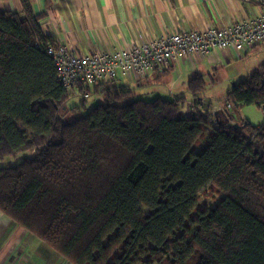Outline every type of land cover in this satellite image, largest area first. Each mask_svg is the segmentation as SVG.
<instances>
[{
    "label": "trees",
    "instance_id": "trees-1",
    "mask_svg": "<svg viewBox=\"0 0 264 264\" xmlns=\"http://www.w3.org/2000/svg\"><path fill=\"white\" fill-rule=\"evenodd\" d=\"M21 5L0 12V160L33 156L0 168V213L69 264H264V123L218 112L192 153L206 114L182 116L184 98L120 106L133 92L115 80L65 91L47 54L60 45ZM204 88L197 75L188 91ZM89 94L103 104L64 122ZM224 100L264 110V64Z\"/></svg>",
    "mask_w": 264,
    "mask_h": 264
},
{
    "label": "crops",
    "instance_id": "crops-1",
    "mask_svg": "<svg viewBox=\"0 0 264 264\" xmlns=\"http://www.w3.org/2000/svg\"><path fill=\"white\" fill-rule=\"evenodd\" d=\"M30 3L34 15L42 17V31L68 52L81 55L129 48L164 34L220 29L264 13V0H30ZM0 12L22 13L21 0H0ZM248 58L257 61L251 64ZM244 60L249 64L241 71L238 65L243 67ZM262 64L264 42L242 53L213 50L203 58H177L168 67L154 68L143 79L118 72L113 80L133 93L138 91L141 95L165 100L184 98L188 104L184 117L206 114L211 129L216 122L211 117L226 110L235 119L261 125L264 123L262 107L247 106L233 113L229 105H212L214 100L210 99L213 95L209 90L220 77L221 81L226 80L222 83L223 92L221 89L225 97ZM197 75L202 76L205 88L193 97L188 86ZM205 90L209 103L203 96ZM211 135L207 134L204 145ZM0 264L69 263L0 213Z\"/></svg>",
    "mask_w": 264,
    "mask_h": 264
},
{
    "label": "built area",
    "instance_id": "built-area-1",
    "mask_svg": "<svg viewBox=\"0 0 264 264\" xmlns=\"http://www.w3.org/2000/svg\"><path fill=\"white\" fill-rule=\"evenodd\" d=\"M263 42L264 13L220 29L164 34L155 40L113 52L81 55L58 46L48 48L47 54L54 62L58 82L65 91H70L79 83L92 87L111 81L118 72L143 79L154 68L168 67L177 58H203L213 50L242 53Z\"/></svg>",
    "mask_w": 264,
    "mask_h": 264
},
{
    "label": "rangeland",
    "instance_id": "rangeland-1",
    "mask_svg": "<svg viewBox=\"0 0 264 264\" xmlns=\"http://www.w3.org/2000/svg\"><path fill=\"white\" fill-rule=\"evenodd\" d=\"M250 58H248L247 60H249ZM244 60V66L241 67L240 65L239 68L241 71H244V67H246L249 64V61ZM247 61V63H246ZM257 60L251 58L250 62L251 64H253L254 62H256ZM235 69H237V66L234 67ZM216 83L214 85H211V90H209L213 95V99L214 102H212V105H220V106H224V99L225 97L223 95H221V93L223 92V86L222 83H224L226 80H222L221 78L218 77L217 79H215ZM222 89V92H221ZM206 90L204 91V98L207 99L208 103L211 102L210 99H208ZM210 94V93H208ZM80 95L78 94L77 90L75 89L74 92L71 91V96L69 98V100L67 101L66 105L68 109H71L75 106L78 105L79 101H80ZM156 98L153 96H149V95H141L138 91L136 93H133V95L118 103V105H124L126 103L132 102V101H136V100H143V101H148L151 102L153 100H155ZM98 104H103V98L101 97V95H96V94H89L88 97H86V103H85V109H79V110H75V111H67L65 110V108H63V111L61 113V118L63 119L64 122L68 123V122H72L76 119H80L82 117H84L93 107H95ZM187 103H185L184 105V110H182L181 115L184 116V111L187 109ZM203 134L201 136V139H199L196 144L193 146L192 148V153H200L202 151V149L205 147L204 142L207 139V134L213 133V130L210 128L209 123L207 125L203 124ZM33 154L30 152H23L20 153L16 158H11V157H7L3 160H0V168H9V167H15L16 165H18L20 162H22L25 158H30L32 157ZM223 197V194L220 192H214L211 193L209 196H201L199 199L200 203H203L204 205H206L209 209H212L215 207V205L218 203L219 199Z\"/></svg>",
    "mask_w": 264,
    "mask_h": 264
}]
</instances>
